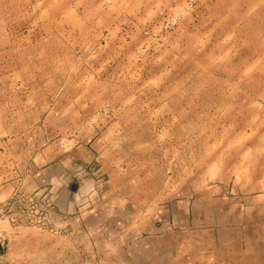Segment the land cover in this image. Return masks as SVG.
I'll use <instances>...</instances> for the list:
<instances>
[{"label":"crops","instance_id":"0c3cea01","mask_svg":"<svg viewBox=\"0 0 264 264\" xmlns=\"http://www.w3.org/2000/svg\"><path fill=\"white\" fill-rule=\"evenodd\" d=\"M0 1L6 13L13 11L14 0ZM185 1L31 0L29 8L39 21L36 12L48 13L62 28L96 23L109 44L116 38L110 28L169 16ZM134 38L141 41L138 32ZM156 50L165 55V105L172 107L200 77L225 89L228 101L220 107L229 113L219 119L230 128L213 138L220 133L229 143L204 146L203 153L213 148L211 154L230 155L228 163L205 159L199 177L168 181L181 185L168 191H149L136 175L103 177L99 155L119 131L103 124L109 115L96 117L93 84L85 96L55 99L34 119L26 110L29 98H9L14 83L7 57L0 66V204L52 187L60 209L83 204L86 228L102 238L114 264H264V0H199ZM149 59L141 74L154 72L156 55ZM105 107L114 115L125 103L109 98Z\"/></svg>","mask_w":264,"mask_h":264},{"label":"rangeland","instance_id":"374dc122","mask_svg":"<svg viewBox=\"0 0 264 264\" xmlns=\"http://www.w3.org/2000/svg\"><path fill=\"white\" fill-rule=\"evenodd\" d=\"M29 1L14 0L13 13L0 8V66L7 57L13 66L9 82L14 87L9 98L18 101L24 94L23 99L30 100L26 110L33 112L34 119H40L55 99L69 100L76 93L85 96L86 86L93 84L90 94L98 105L94 108L98 111L96 117L108 119L109 115L111 119L103 124L119 131V138L99 155L98 174L116 179L136 175L145 180L149 191H168L181 186H166L168 181L199 177L205 159L207 163H228L231 156L211 154L213 148L203 153L204 146L229 143L220 133L213 138L214 133L222 134L230 128L226 118L219 119L229 113V109L220 107L228 101L223 86L200 77L172 107L162 101L165 55L157 54L160 50L156 49L162 48L166 35L178 27L199 0L171 30L166 23L188 0L169 16L161 15L141 25L133 19L130 23L138 26L110 28V36L116 38L109 44L96 23L62 28L48 13L36 12L41 15L39 21L31 15L29 7L35 4ZM21 5L29 8L28 12L22 11ZM137 32L141 41L134 38ZM118 36L123 45L118 46ZM121 46L126 48L124 59L118 54ZM155 55L154 72L141 74L144 64ZM109 98L125 103L119 114H110L107 107L101 109ZM182 102L188 106H182ZM71 186L69 191L73 192ZM56 194L47 186L41 193H18L0 204V264L116 263L104 250L102 238L86 228L83 204L60 209Z\"/></svg>","mask_w":264,"mask_h":264},{"label":"built area","instance_id":"2783aa9c","mask_svg":"<svg viewBox=\"0 0 264 264\" xmlns=\"http://www.w3.org/2000/svg\"><path fill=\"white\" fill-rule=\"evenodd\" d=\"M197 0H188L183 8L179 9L175 16L171 17L170 20L166 23V28L171 30L178 22L180 17L184 14L185 11L190 10L196 5ZM2 214V210L0 209V216Z\"/></svg>","mask_w":264,"mask_h":264},{"label":"water","instance_id":"95a60500","mask_svg":"<svg viewBox=\"0 0 264 264\" xmlns=\"http://www.w3.org/2000/svg\"><path fill=\"white\" fill-rule=\"evenodd\" d=\"M76 188H77V184H76V183L72 184V186H71V190H72L73 192H75Z\"/></svg>","mask_w":264,"mask_h":264}]
</instances>
